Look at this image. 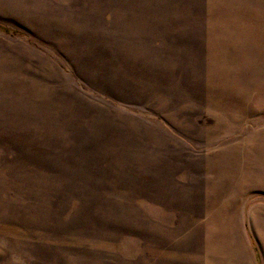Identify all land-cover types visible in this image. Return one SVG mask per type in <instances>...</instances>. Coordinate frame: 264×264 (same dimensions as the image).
<instances>
[{
	"label": "rangeland",
	"instance_id": "rangeland-1",
	"mask_svg": "<svg viewBox=\"0 0 264 264\" xmlns=\"http://www.w3.org/2000/svg\"><path fill=\"white\" fill-rule=\"evenodd\" d=\"M0 25V264H264V0H0Z\"/></svg>",
	"mask_w": 264,
	"mask_h": 264
},
{
	"label": "bare ground",
	"instance_id": "bare-ground-1",
	"mask_svg": "<svg viewBox=\"0 0 264 264\" xmlns=\"http://www.w3.org/2000/svg\"><path fill=\"white\" fill-rule=\"evenodd\" d=\"M236 70V69H235ZM235 70H230L231 72H229V71H227V72H229L230 74H234V73H236V71ZM215 71V70H214ZM241 70H239L238 72H240ZM242 72H244V71H242ZM253 75H254V73H253ZM253 77V76H252ZM251 79V78H250ZM252 86H254V87H256L255 89L257 90V91H259V93H263V95H264V71H262V70H257L256 72H255V75H254V78H253V80H252V84H251ZM249 88V87H248ZM251 92H253V90L251 91ZM251 94V93H250ZM247 95V94H246ZM237 99H239V100H241L242 101V99L243 98H241V97H237ZM245 99V98H244ZM247 111H248V109L246 110V108H245V110H239V115H244V114H246L247 113ZM241 113V114H240ZM238 115V114H237ZM249 170L248 171H246L245 173H248V175L247 176H249L250 178L251 177H253L252 175L254 174V172H258V173H256V175H254V176H256V177H258L260 180H262L263 181V178H262V176L260 175V172H259V168L258 169H256L255 171H254V167H250V168H248ZM244 173V174H245ZM263 175H264V173H263ZM264 183V182H263ZM263 183H261V185L263 184Z\"/></svg>",
	"mask_w": 264,
	"mask_h": 264
},
{
	"label": "trees",
	"instance_id": "trees-1",
	"mask_svg": "<svg viewBox=\"0 0 264 264\" xmlns=\"http://www.w3.org/2000/svg\"><path fill=\"white\" fill-rule=\"evenodd\" d=\"M0 28H1V30L5 31V32H11V31H13L12 29H10V28H8L6 26H3V25H0Z\"/></svg>",
	"mask_w": 264,
	"mask_h": 264
}]
</instances>
